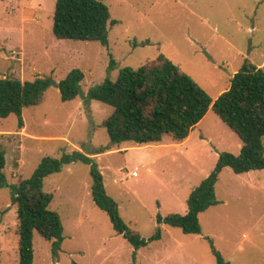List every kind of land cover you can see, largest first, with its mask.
Returning <instances> with one entry per match:
<instances>
[{
	"label": "rangeland",
	"instance_id": "rangeland-1",
	"mask_svg": "<svg viewBox=\"0 0 264 264\" xmlns=\"http://www.w3.org/2000/svg\"><path fill=\"white\" fill-rule=\"evenodd\" d=\"M101 1L118 20L109 26L108 46L58 39L56 0H0V78L49 76L57 83L74 68L85 73L75 99L63 101L53 84L43 103L24 108L23 128L16 114L0 117L7 160V183L0 187L2 264H20L11 185L30 178L45 156L80 150L95 157L127 225L150 238L158 214L186 213L190 193L220 153L241 150L239 135L210 109L187 144L159 155L138 148L126 154L124 147L139 143L112 144L102 123L114 107L86 95L106 78L116 80L121 68H138L163 53L216 99L246 58L264 67V0ZM101 147L106 150L96 153ZM92 184L91 166L80 160L46 177L44 189L54 195L49 207L62 218L64 238L53 248L36 232L34 264H217L206 236L230 264H264V169L237 174L225 167L216 184L220 203L199 216L202 233L164 224L162 238L138 249L136 259L134 246L95 203Z\"/></svg>",
	"mask_w": 264,
	"mask_h": 264
},
{
	"label": "trees",
	"instance_id": "trees-1",
	"mask_svg": "<svg viewBox=\"0 0 264 264\" xmlns=\"http://www.w3.org/2000/svg\"><path fill=\"white\" fill-rule=\"evenodd\" d=\"M117 22L112 18L109 6L101 0H56L53 33L58 39L99 41L108 46L109 26ZM114 64L111 59L110 67ZM84 77V71L77 67L58 82L63 101L73 100L81 93ZM53 84L49 76H37L33 80L1 77L0 117L16 114L19 128H23L24 108L43 103ZM86 100L101 101L114 107L113 113L102 124L115 145L128 141L159 143L165 136L177 143L183 142L210 109L239 135L243 144L239 154L220 153L214 169L190 193L185 214L157 215L156 231L150 238L142 237L127 225L118 202L106 190L95 157L80 150L61 158L43 157L30 178L11 185L18 206L20 264H34L36 232L52 241L53 248L63 241L62 218L49 207L54 195L44 189V181L73 161L80 160L91 166L92 197L108 214L114 229L134 246V259L138 249L162 238L163 224L181 228L187 234L202 233L199 216L220 203L216 198V184L225 167L232 168L237 174L264 169V67L248 58L231 78L229 88L216 99L161 53L138 68H121L116 80L106 78L90 88ZM105 150L101 147L96 153ZM6 163V151L0 146V187L7 183ZM206 239L217 264H230L216 248L213 239L209 236ZM1 255L0 250V264Z\"/></svg>",
	"mask_w": 264,
	"mask_h": 264
},
{
	"label": "crops",
	"instance_id": "crops-1",
	"mask_svg": "<svg viewBox=\"0 0 264 264\" xmlns=\"http://www.w3.org/2000/svg\"><path fill=\"white\" fill-rule=\"evenodd\" d=\"M235 74V73H234ZM233 74V75H234ZM231 83V82H230ZM209 112V111H208ZM207 115V114H206ZM205 118V117H204ZM203 118V119H204ZM202 119V120H203ZM202 120L198 123V124H200L201 122H202ZM197 124V125H198ZM196 125V126H197ZM195 129V128H194ZM193 132V131H192ZM192 132H191V134H190V136L186 139V140H184L183 142H180V143H177V142H175V143H173V142H171V143H167L165 140H167L166 139V137H164V139H163V141L162 142H159V143H152V144H135V145H132V146H126V147H124V149L125 148H127L128 147V149H126V151H125V153L126 154H128V152L130 151V150H132V149H136V148H138L139 150H144V149H155V150H158L159 152H157V154L159 155V154H162V153H165V151L168 149V148H173V147H176V145H184V144H187V142L189 141V139L191 138V135H192ZM206 140L205 141H208V142H211L212 140H211V138L209 137V138H205ZM168 140H170V139H168ZM132 142V141H131ZM125 143H127V142H125ZM137 143V142H136ZM124 144V143H123ZM242 147V146H241ZM92 155H97V154H92ZM253 171V170H252ZM186 212H187V209H186ZM164 225V224H163ZM162 225V226H163Z\"/></svg>",
	"mask_w": 264,
	"mask_h": 264
},
{
	"label": "water",
	"instance_id": "water-1",
	"mask_svg": "<svg viewBox=\"0 0 264 264\" xmlns=\"http://www.w3.org/2000/svg\"><path fill=\"white\" fill-rule=\"evenodd\" d=\"M54 84H55L56 86H58V85H59V83H58V82H57V83H56V82H54Z\"/></svg>",
	"mask_w": 264,
	"mask_h": 264
},
{
	"label": "built area",
	"instance_id": "built-area-1",
	"mask_svg": "<svg viewBox=\"0 0 264 264\" xmlns=\"http://www.w3.org/2000/svg\"><path fill=\"white\" fill-rule=\"evenodd\" d=\"M133 176H134V174H133Z\"/></svg>",
	"mask_w": 264,
	"mask_h": 264
}]
</instances>
